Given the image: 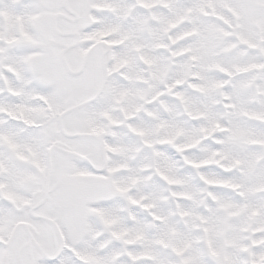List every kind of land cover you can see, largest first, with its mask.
Masks as SVG:
<instances>
[{"label": "snow or ice", "instance_id": "obj_1", "mask_svg": "<svg viewBox=\"0 0 264 264\" xmlns=\"http://www.w3.org/2000/svg\"><path fill=\"white\" fill-rule=\"evenodd\" d=\"M0 264H264V0H0Z\"/></svg>", "mask_w": 264, "mask_h": 264}]
</instances>
